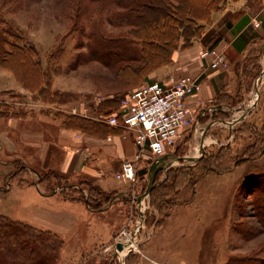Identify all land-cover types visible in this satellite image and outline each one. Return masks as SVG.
Masks as SVG:
<instances>
[{"label":"rangeland","instance_id":"374dc122","mask_svg":"<svg viewBox=\"0 0 264 264\" xmlns=\"http://www.w3.org/2000/svg\"><path fill=\"white\" fill-rule=\"evenodd\" d=\"M197 1L198 14L208 17L207 22L203 21L201 32L197 33V40L202 43L199 56L206 62V72L224 69L212 78H217L220 86L216 98L198 106L208 108L205 115L198 116L200 110L196 108L191 131L185 138L183 134L179 136L161 164L156 163L157 155L147 151L138 162L134 179L116 177L130 196L116 192V195L104 196L101 203L100 208L106 209L118 200L112 212L121 216V222L113 230L111 244L87 248L83 242L91 234L83 220L77 234L66 239L69 251L63 253V249L54 264H156L155 261L226 264L235 255H264V209L259 211L256 205L264 188V0L242 3L216 0V10L210 16L202 5L203 0ZM3 10L13 27L14 41L36 47L42 63L52 68L50 86L57 95L50 101L44 99V95H33L35 101L65 103L63 105L71 109L75 102L85 100L89 104L86 111L89 115L104 118L103 114L92 111L94 101L108 93H125L146 83L140 81L136 87L127 88L113 69L91 58L88 39L74 26L69 0H5ZM244 13L253 15L251 43L238 57L234 55L236 65H228L225 55L218 67L211 68L210 60L201 57L202 51L207 49L204 45V42L208 44L206 34L220 32L224 38L230 28L226 22L232 27L234 20ZM216 49L222 51L218 46ZM154 69L149 68L145 73ZM12 72L0 65V107L3 113L11 109L26 114L29 97L22 92L28 91L23 83L20 89H15L14 85L10 87L11 80V84L20 85ZM46 98H50L49 95ZM212 119L223 121L205 132L204 125ZM15 133L9 120L0 118V190L8 188L5 195L0 193V213L26 219L39 202L62 197L64 200L57 202L64 204L68 197L61 193H70L79 199L88 197L87 188L79 184V181L85 184L83 177L67 179L71 187L45 188L43 184L47 180L42 174L46 171H40L39 162L30 157L29 150L20 148L14 152L9 149L7 139L13 138ZM251 173L254 174L249 177ZM21 177L29 179L31 185L21 186L18 182ZM149 184L154 187L139 202L138 197L146 193ZM72 188L80 189L81 194ZM167 193L169 196L165 197ZM133 195L137 196L135 200ZM140 210H144L141 226ZM130 238L137 247L130 246L121 256L116 242L122 241L126 246Z\"/></svg>","mask_w":264,"mask_h":264},{"label":"trees","instance_id":"16d2710c","mask_svg":"<svg viewBox=\"0 0 264 264\" xmlns=\"http://www.w3.org/2000/svg\"><path fill=\"white\" fill-rule=\"evenodd\" d=\"M197 3L199 5L197 0H69L74 26L79 27L88 39L87 48L91 58L113 69L127 88L136 87L140 81L150 82V73L171 63L178 48H188L198 42L197 33L201 32L208 17L198 14ZM203 4L209 16L216 10V0H203ZM4 7L5 0L0 1V65L11 69L27 88L38 91L50 101L57 95L50 86L52 68L42 63L36 47L14 41L13 27L4 16ZM226 24L231 27L230 22ZM244 36L241 33L240 39L238 37L234 41L238 50H243L248 43ZM205 38L208 44L204 42V45L212 49L219 45L223 35L208 32ZM152 67L155 68L152 72L145 73ZM47 93L50 98H46ZM111 94L112 97L100 102L101 106L92 107V111L105 117L116 111L125 93L116 91ZM0 108L1 115L10 114V110L3 113L5 111ZM64 119L66 125L90 133L108 135L117 131L106 121L96 120L92 116L65 114ZM42 176L45 179L53 176L56 179L54 187L73 186L67 180L69 178L60 172L51 170ZM84 183L79 181L81 188H87L88 197L80 195V199L89 208L101 210L105 193L88 179ZM79 190L77 192L81 194ZM4 191H8V188L0 190V193L5 195ZM261 192L256 201L259 211L264 209V188ZM64 196L79 199L70 193H64ZM167 196L168 193L165 194ZM64 247L65 240L59 233L0 213V264H54ZM226 264H264V255H235Z\"/></svg>","mask_w":264,"mask_h":264},{"label":"crops","instance_id":"0c3cea01","mask_svg":"<svg viewBox=\"0 0 264 264\" xmlns=\"http://www.w3.org/2000/svg\"><path fill=\"white\" fill-rule=\"evenodd\" d=\"M239 2L242 3L244 0H239ZM252 21L253 15L250 13H244L239 16L234 20L233 26L229 28L225 37L219 43L218 47L226 52L225 55L228 65H236L237 61L233 58L234 55L238 57V55L245 51L246 47L251 43L253 37ZM241 33H244V37L248 39V43L243 50H238L234 41ZM201 49V42H195L194 45L188 48H178L174 52L173 62L170 65L161 67L150 75V77H154L156 80L172 85L180 76L186 74H203L202 90L187 98V102L190 107H192L193 113L196 112V108H199L200 115L198 116L205 115L208 112V108L206 106L204 107V103L210 102L216 98L218 92L217 88L220 89V86L218 85L219 82L217 78H212L216 76L219 71L224 70L220 68L219 71L211 70V72H206V62L199 56ZM14 76L16 77L15 74ZM16 80L20 85L15 82L11 84L13 83L11 80L10 87H12V85H14L13 87L15 89L21 87L22 82L18 80V78H16ZM23 87L28 91V93L21 91L23 94L25 93V96L29 97V106L26 108L28 112L22 114V112L10 109L9 115H0V118H7L9 120V126L16 130L14 137L7 139L9 149L14 152L18 151L20 148L28 149L30 157L39 162L40 171L48 172L53 170L63 173V175L67 176L69 179L71 176H78L80 178L83 177L84 181L85 179L90 180L102 191L109 192L105 193L106 198L116 195V192L122 196H130L127 190L122 187V183L116 178L115 172L121 168L122 162L126 158H133L138 150L133 132L125 130L123 127L114 126L117 130L116 133H109L107 136L102 132L97 134L90 133L80 128L66 125L64 119L65 114L91 116L86 112L89 109L87 101L82 100L75 102L73 108L68 109V107L63 105L65 103L56 104V102H44L42 99L43 102L35 101L33 95L38 97L40 93L27 88L25 85ZM130 90L132 89H128L125 93ZM21 92L17 91L16 93L20 95ZM108 97H112V94L99 97L98 103L94 101L92 107H97L100 102L106 100ZM16 98L19 97L16 96ZM15 103L17 104L18 102ZM200 104L204 105L198 107ZM38 107L41 109H37ZM220 108L226 109V107L221 105ZM209 109L211 110V107ZM218 109L217 107V110ZM92 117L102 122L104 120V118L99 116ZM221 121L212 119L204 125V129L208 131L211 126ZM191 128L192 127L186 126L181 131L180 136L183 134V138H185L188 131H191ZM203 144L204 142L202 145ZM168 152L170 153L171 150ZM154 169L155 168L152 170L154 171ZM53 179H55L53 176L46 178L47 182L43 184L45 188L54 187L56 179ZM18 182H20L21 186L31 185L29 179L24 177H21ZM119 187L120 189H118ZM61 194L64 195V193ZM60 199L64 200L60 197L58 199H53L55 201L39 202L38 206L31 211L29 218H18V220L59 233L63 236L66 243L63 253H67L70 249L66 242L67 237L77 234L78 225H80V223L82 224L83 220L84 223L87 224L91 234L88 240H84L83 242L86 243L87 248H96L105 243L111 244L114 235L113 230L118 228L121 222V216L112 212L118 200H115L112 205L106 209L102 208L101 210H97L89 208L85 202L77 198L65 199L64 204L58 205L59 202L57 201ZM126 222L127 221H125V223ZM106 227H108L107 231Z\"/></svg>","mask_w":264,"mask_h":264},{"label":"built area","instance_id":"2783aa9c","mask_svg":"<svg viewBox=\"0 0 264 264\" xmlns=\"http://www.w3.org/2000/svg\"><path fill=\"white\" fill-rule=\"evenodd\" d=\"M256 23L260 24L259 21ZM201 57L209 59L210 67L216 68L224 61L225 54L215 47L203 50ZM202 88V75L186 74L172 85L159 80L146 82L121 97L119 108L107 115L105 121L112 126L132 131L138 153L134 158L123 161L121 169L116 172L119 180L135 178L138 162L145 152L149 151L158 158L169 153L181 131L186 126L190 127L194 118L187 98L200 92ZM133 199L136 196L133 195ZM155 263L164 264L157 261Z\"/></svg>","mask_w":264,"mask_h":264},{"label":"water","instance_id":"95a60500","mask_svg":"<svg viewBox=\"0 0 264 264\" xmlns=\"http://www.w3.org/2000/svg\"><path fill=\"white\" fill-rule=\"evenodd\" d=\"M258 95H259V93H258ZM204 131L206 132V129ZM203 137H204V135H203ZM165 156H167V155L165 154V155L159 157L158 158V162H156V163L157 164L158 163H161L165 159ZM154 176L152 178H154ZM153 187H154V185L149 184V186H148V188L146 190V193L144 195L138 197V201L139 202H142V199L144 198V196L147 195V194H149L151 192V190H152ZM139 216H140V223H139V225L141 226L142 223L144 222V210H140ZM116 247H117V249L122 250L124 248L123 242L122 241H117L116 242Z\"/></svg>","mask_w":264,"mask_h":264},{"label":"bare ground","instance_id":"6f19581e","mask_svg":"<svg viewBox=\"0 0 264 264\" xmlns=\"http://www.w3.org/2000/svg\"><path fill=\"white\" fill-rule=\"evenodd\" d=\"M160 156H162V155H160ZM131 241H133V242H131ZM130 246L137 247L136 242L134 240H132L131 238H130L129 242L127 243V245L124 246V248L122 250H120L121 251V256L126 254V252L129 250Z\"/></svg>","mask_w":264,"mask_h":264}]
</instances>
